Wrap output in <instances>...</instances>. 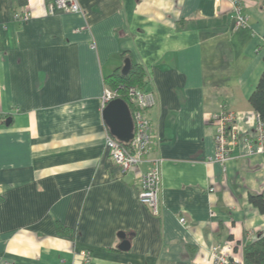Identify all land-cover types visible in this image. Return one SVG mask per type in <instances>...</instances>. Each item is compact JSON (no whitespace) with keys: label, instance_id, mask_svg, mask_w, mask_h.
I'll return each instance as SVG.
<instances>
[{"label":"crops","instance_id":"crops-1","mask_svg":"<svg viewBox=\"0 0 264 264\" xmlns=\"http://www.w3.org/2000/svg\"><path fill=\"white\" fill-rule=\"evenodd\" d=\"M55 1L0 0V264H81L84 251L91 264L208 263L229 240L244 256L264 233L250 201L264 195V154L245 140L254 147L264 0L243 2L244 27L231 0H79L82 14H51ZM124 52L156 96L159 216L138 196L150 164L124 173L105 150V80ZM224 106L242 117L226 172L210 163L209 117Z\"/></svg>","mask_w":264,"mask_h":264},{"label":"built area","instance_id":"built-area-1","mask_svg":"<svg viewBox=\"0 0 264 264\" xmlns=\"http://www.w3.org/2000/svg\"><path fill=\"white\" fill-rule=\"evenodd\" d=\"M235 5L237 16L236 26H247V17L242 12V4L246 0H231ZM60 10L66 13L82 14L83 8L79 0H56L50 8V13ZM16 21L28 22L32 14L16 12ZM128 101L132 106L131 114L134 121V136L129 143H122L117 140L109 130L105 136V150L108 152L112 162L117 165L124 173L133 170L139 165L148 162L149 169L144 173L139 190V200L146 205L154 216L160 214V191L162 182V160L159 158H147L152 145V127L147 112L156 105L155 93L151 90L142 91L136 87H131L127 91ZM119 98L118 92L105 88L101 101V110L107 104ZM256 125L255 145L248 140L251 147V154H264V123L260 116L255 112ZM242 119L240 113L224 106L218 112L212 113L209 122L215 127V155L210 163H219L223 171H227L228 163L232 160V152L240 141V127L238 122ZM214 192V188L210 190ZM182 224H186V218L180 219ZM210 259L208 263L198 262L197 264H245L244 256L236 253V245L233 240L221 244L215 243L209 248ZM81 264H91L92 256L89 252L80 253Z\"/></svg>","mask_w":264,"mask_h":264},{"label":"trees","instance_id":"trees-1","mask_svg":"<svg viewBox=\"0 0 264 264\" xmlns=\"http://www.w3.org/2000/svg\"><path fill=\"white\" fill-rule=\"evenodd\" d=\"M122 58L124 61L127 59L131 61L128 74L124 75L122 70L118 69L105 82L111 90L118 92L119 98L125 100L132 110L127 96L128 89L136 87L139 90L146 91L148 90L149 79L144 67L135 63L128 52H124ZM249 103L264 123V72L255 91L250 96ZM250 201L264 214V195L252 194ZM244 261L245 264H264V233L259 234L255 241L246 244Z\"/></svg>","mask_w":264,"mask_h":264},{"label":"water","instance_id":"water-1","mask_svg":"<svg viewBox=\"0 0 264 264\" xmlns=\"http://www.w3.org/2000/svg\"><path fill=\"white\" fill-rule=\"evenodd\" d=\"M131 67V61H125L122 73L128 74ZM103 118L108 126L111 134L122 143H129L134 136V121L132 118L131 110L128 103L121 99L116 98L110 101L106 108L103 110ZM11 121V119L8 120ZM129 242L125 241L121 249H128Z\"/></svg>","mask_w":264,"mask_h":264}]
</instances>
